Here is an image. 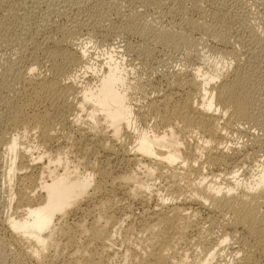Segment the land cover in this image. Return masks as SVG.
<instances>
[{
    "label": "bare ground",
    "instance_id": "1",
    "mask_svg": "<svg viewBox=\"0 0 264 264\" xmlns=\"http://www.w3.org/2000/svg\"><path fill=\"white\" fill-rule=\"evenodd\" d=\"M32 1L34 3L36 1L42 2L43 0ZM72 2L77 6L83 1L72 0ZM67 4H62L61 9L58 8V12L60 14L66 12L65 10ZM221 5L223 7V3ZM37 9L33 8L32 10L37 12ZM215 13L213 16H217ZM43 17H45V15ZM73 21L75 24H73V26L69 25L70 27L67 26L68 29L65 28V35L62 33L60 40H53L56 38H52L51 40V37L45 36L46 39L44 40L48 42L51 41L55 44V50H50V48H47L48 46L40 47L41 45L37 42L38 45L36 49H40L42 52L41 54L45 55H43L45 57L44 62L48 63L46 64L50 67H47L49 72L51 71L52 74L54 72L51 78L45 81L43 80V82H37L39 81L38 78L34 75L31 77L32 74H35L34 71L36 70V66L40 64V60L36 57L37 55L35 56V52H32L35 49V42L32 47L34 49L31 51L32 53L30 58L29 56V59L27 58L29 61L27 60L28 63L25 66L26 70H23V72H25L22 74V77L20 76L17 78H19L18 80L22 79L25 82H29V84L31 83V85L33 84L34 87V84L39 85V87L37 85L36 86L40 88L39 93L42 92V94H44L42 96L45 98L44 100L46 104H54L55 107L61 110L59 111L60 113L67 114V111L69 112V110L72 113L75 111L74 120L71 121L69 126L75 128L80 134V137H78L80 139H76L78 144L76 149L78 151L77 157L79 154V158L75 156L77 158L76 159L72 156L74 158L73 159L70 155H73V151L72 153L68 152L70 150L64 151L65 148L62 149L64 147H61L62 145L58 146L57 144V146H54L56 149H53L51 143L54 139L55 130L53 132L52 121L55 116L48 111L46 105V107L41 110L42 113H39L41 115L43 114V119L41 117L40 118L46 121L45 123L40 122L43 123L41 125L37 123L38 135L34 137L35 143L33 140H29L20 132L7 138L5 143L7 163L5 164L4 169L2 168L3 170H1L2 179L0 180L2 181V186L5 188L8 195L6 203L9 205V210L11 209V203L13 200L11 187L12 181L14 177L19 174L17 173L19 168L36 167L39 171L37 177L35 176V189L28 191L29 193H23L24 195L22 194L20 196L22 207L20 213L16 216H9L4 219L9 228L12 230L14 237L19 239V242L20 239L22 240L25 247L28 248L30 253L38 259L40 264H43V261L45 260L50 262L55 261L56 258L53 259V256H56L57 252L56 254H53L52 251L57 244L55 242L56 234L63 237L67 235V242H70V247H72L68 253L69 257H67L70 258L69 260H71V258L73 259L72 264H92L93 262L95 264L91 255L86 253L87 248L91 246L92 241H104V243H106V247L107 242H109L110 247L112 246L113 236L117 231L115 224H117L119 220L114 219V216H111V212L110 214L108 212L109 215L107 216V214L102 211V207L106 204L108 198L106 202L103 197L100 199V193L102 190L101 186L104 185H101L100 183L99 185L97 183L99 180L96 182V177L103 174L105 177V174H107L109 170L107 171L106 169H103V167H96L95 165L96 158L94 157V153L96 151L95 149L98 147L100 152L102 151V153L105 154V157L106 154L108 156H114L115 158L116 156L117 158L121 157L124 161L134 166L128 170L125 169L126 171L115 172L113 176L114 178L111 176L112 181L117 179V181L126 182L125 184L127 190L125 193L132 197L139 196V199L143 202L149 201L151 198H156L158 202V204H156L158 205L157 208H152L153 210L150 212L148 210L149 214L147 213V217H145L148 221L146 220V224H143L142 227L144 231L147 230L146 232H148L149 230L152 233V237L149 240V247H151V249L146 253L139 252L137 250L132 252L125 251L124 258L128 259L130 264H258L257 261L252 259L253 254H251V249L256 251L259 250V253L264 256V163L262 162V164L257 166V169L253 172L252 177H249V180L241 182L242 179H240V177L243 175L244 169L242 170L239 165L230 166L229 161L232 157H237L240 161L239 163L248 159L247 152L242 149L243 146L241 145L244 144L245 146L250 147L254 145L253 143H255V140L253 141L250 137H248V127H253L251 131H253L254 128H259L264 134V78H259L258 81H256L257 79L254 78V73H250L249 71L247 72L244 69V71H241V67L239 66V68L238 65L234 66V72L228 75L226 69L232 65L230 58L226 56L228 53H222L223 56H219V58L214 60L209 56H204L197 62V65L194 66L193 69L185 71L176 70V80L174 79V85L171 84V89L167 86L168 89L164 88L161 89V91L155 90L157 92L153 91V95L151 94L152 97H150L147 102L145 101V108L153 111L152 113H154L155 118L159 121L158 123H160V128H150L151 126L149 128L139 127L136 125L135 118L143 110L142 108L144 106L136 105L137 98L133 95L132 90L135 88L141 89V85L147 82L144 80L142 83L143 79L146 78L143 77L144 74H142L140 69H137L138 66L136 67L135 64L137 62H128L123 54L119 53L121 50L120 47V49H113V46H111V50H107L105 52L106 56H102L103 58L101 59H98L99 56L97 53L95 54V52H92L90 46L87 45L90 41L86 44L83 42L81 45L79 44L77 47H74V45L70 44L73 42L69 39L78 33L77 27L82 25L83 21L79 22L75 19ZM84 21L85 22L83 24L86 25L89 24L88 21L91 23V21L87 19ZM140 33L143 34L145 31L142 30ZM7 35L9 34L7 33ZM158 35V39L162 42L171 37V35L166 32ZM158 35L156 36L158 37ZM19 36H17L16 39L14 38L12 41H5L7 43H14V45L21 44V46H23L22 43L24 38L22 39V37L24 35H22V37ZM146 37L147 36H145V38ZM240 39H237V41ZM255 39L257 41L259 38ZM251 40H249V42ZM6 42L4 43L6 44ZM48 42H45V44ZM258 43L261 42L258 41ZM73 44L76 43L74 42ZM9 45L7 47H9ZM26 46H28V44ZM4 48L5 47H3V50L5 52ZM25 48L22 49L27 50ZM27 48H29V46ZM133 51L137 52L135 48ZM133 51L132 53H134ZM232 53L234 54L233 51H231L230 54ZM245 53L247 54L245 55V59H248H244L245 67L247 68L250 66L252 61L258 58V53L256 48H251ZM130 54L128 56H130ZM12 55L14 54L12 53ZM2 56L7 59L9 55L6 53ZM24 56L27 57V55ZM207 65H209V68H207ZM205 67L207 69H205ZM15 68L13 67L10 69L15 70ZM73 68H78L80 71L78 72L76 69V72H73ZM258 68L261 69L259 66ZM89 72L90 77L87 78V75L85 74ZM183 74H185V79H183V81H179V77ZM219 79H223V82L217 83ZM6 84L7 86L8 84L11 85L10 82ZM185 86L189 88L188 91L183 89ZM11 87L13 89V86ZM181 92L186 99L184 102L182 101V103H177L174 101V95L180 94ZM184 97L182 99H184ZM191 100L194 101L191 102ZM59 101H61V103H59ZM65 101H69V104L67 105V103H64ZM11 105L13 106L14 104ZM18 108L17 106L8 107L9 115L7 114V121L16 126L18 122H21L19 120ZM142 113L143 112H141V114ZM40 118L38 121H40ZM34 119L37 118L35 117ZM246 123L248 125H246ZM21 127L23 128V125ZM227 128H231L239 133L243 132L245 140L242 141L244 143H230L226 140L229 143L227 144V142L223 140L225 134H227ZM122 136L123 138L128 136L129 139H132L127 147L124 146L125 144L120 145L118 142L115 144L109 142L112 138L119 140ZM90 138L93 143L87 142V144L84 142L85 140L90 141ZM58 139L60 140V138ZM188 141H194L196 146L194 150L183 151L182 145L183 143L185 145ZM21 145L22 147L20 148ZM51 146L53 152L43 150L47 147L51 148ZM121 146L126 147L123 150V153H119L120 148H122ZM40 147H42L43 151L39 150ZM200 150L201 152L202 150L205 151V156L203 154V158L201 152H199ZM194 151H196L197 154L200 153L201 157L198 155L197 157ZM74 154L76 155V153ZM200 158L203 160H200ZM204 165L211 167L209 174H203L201 172ZM190 171L195 172V178L193 176V179L187 180L185 183H181L177 179V175L180 173L182 174V172H188L187 174H190ZM192 174L193 173L190 175L192 176ZM164 176L169 180V187L171 188L170 192L175 195L174 198L177 197V200L174 202L171 200L172 196L170 199L171 201H169L168 198L157 195V193H155L156 191L154 192L155 189L152 188L154 183L149 182L150 180H155L158 177L160 178ZM237 190L240 192V195L235 193ZM91 200L96 203L93 207L98 206L96 217L92 220V223L90 222L91 224L88 229L92 240L87 238L88 241L87 243L85 241V245H74L75 242L69 238L71 227L65 219L69 215H73V213L84 212L82 204L90 202ZM191 203H195L199 207L205 209L208 207L219 209L220 212H225V215L228 213L231 218L228 221L221 222L223 225L227 226V224H229L233 225L234 228H247L249 230V233H251L250 235H252L251 241H249V239L248 241L245 239H239L242 241L241 244L244 250L241 258L238 257L239 259H236L235 262L233 259H231L233 262H228V259L226 260L227 262H223L222 260V262L217 261V257L222 256L223 253L221 252L222 254H218L220 251L226 250L227 241L230 239L229 237H231L229 234L223 235V233L221 239L219 237L220 241L217 239L216 243L215 241L208 242L201 253L196 257H192L190 260H188L186 253L179 255L178 259H176V256H173L174 254L172 255L173 257L168 256L167 251L172 248H170L171 246L166 239L168 238L166 230L172 228L175 230L174 233L177 234L179 232H184L182 229L185 226H188L190 223L189 221L192 220L187 221L189 215L183 214L182 212H185V210L188 209L190 210V207H187V205L189 206ZM161 209H164V212ZM94 211H96V208ZM107 211L109 210L107 209ZM182 214L184 217L183 219L187 220L186 222L184 221L183 224L181 223V225H178L179 221H176V219L182 217ZM189 214L191 215L190 212ZM101 218L106 220V222H104L105 224L102 223L103 225H101V223L99 225L98 223ZM73 221L74 222L70 224L79 230L86 227L83 226V218L78 221ZM102 221L103 220H101V222ZM112 222L115 229H113L111 234H108L110 232L106 231L107 229H105L106 227L104 226H107L108 223L112 224ZM187 222L189 223L187 224ZM121 224H123V222H121ZM236 230L239 234L238 229ZM90 236L88 237L90 238ZM235 237L236 236L233 235L231 239ZM249 237L251 238V236ZM12 241L14 240L12 239ZM2 246L0 247L2 248ZM102 247L105 248V245H102ZM242 247L240 246V249H242ZM105 249L108 250V247ZM237 250L238 249L229 250V253H231V255L232 253L235 255ZM252 252L254 253V251ZM80 257H82V260ZM1 261L2 260L0 259V263ZM98 264H103V262H99Z\"/></svg>",
    "mask_w": 264,
    "mask_h": 264
},
{
    "label": "rangeland",
    "instance_id": "2",
    "mask_svg": "<svg viewBox=\"0 0 264 264\" xmlns=\"http://www.w3.org/2000/svg\"><path fill=\"white\" fill-rule=\"evenodd\" d=\"M31 1L32 0H23V1L22 0H4L3 2V0H1V3H0V6H1L0 7V44H1L0 46V51H1L0 53V113H1L0 117L3 116L2 118H0L1 119L0 120V179H2L1 170L4 169V166L7 163L6 144H5L7 138L15 133L20 132L21 134L25 135L29 140L34 141L35 140L34 137L38 135L37 123L41 125L43 123H40V122L45 123L46 121V120H42L43 114L42 115L39 114V113H42L41 110H43V108H45L46 106L48 108V111L53 116H55V117L52 116L53 117V121H52L53 132L55 130L54 139L51 143L53 146V149L55 148L54 147L55 145L57 146V144L58 146L62 145L61 147L64 146L62 149L65 148L64 151L70 150L68 152H71V153L73 151V155L70 154L71 157L72 156L74 158L77 157V152H78L76 150L78 147L77 140L80 139L78 138L80 137V134L75 128H72V126H69L71 124V121L74 120L75 111L74 113H72L69 110V112L67 111V114L60 113L59 111L61 110L55 107L54 104L52 105H50L51 103L46 104L44 100L45 98H43L42 96L44 94H42V92L39 93V89H40L38 88L39 85L34 84L35 85L34 87L33 84L31 85V83L29 84V82H25L22 79L18 80L19 78H17L20 76L22 77V74H24L25 71L23 72V70H26L25 66L28 63L29 61L28 59L30 58V55L32 52L37 53V54L34 53V55L35 56L37 55L36 57L38 60H40V64L36 66V70L34 71V73L38 77L35 74H32L31 77H33L34 75L36 78H38L39 81L37 82H43V80L45 81L51 78L54 72L53 74L51 73V71L49 72V69L47 68L49 67L47 65L48 63L44 62L45 55L41 54L42 53L41 50L36 49V47L39 43V45H41L40 47L48 46L47 48H50V50H53L55 48L54 47L55 44L51 42L50 40H49L50 42H48L44 39H46V37H51V40L52 38H56L53 40H57V41L58 39L60 40V37H62V33L64 34V32L66 31V29H68V27L73 26V24H75L73 21L74 19L79 22L83 21L82 25H79L77 27L78 28L77 29L78 33H76L77 35L75 34L74 37H71V39H69L73 43L74 42L76 43V44L70 43L74 45V47L75 46L77 47V45L79 44L81 45V43L83 42H85L86 44L87 42L90 41L89 44L87 45L90 46V49L92 52H95V54L97 53V55L99 56L98 59H101L106 56L105 52L107 50H111V46H113V49L121 48L119 53L120 54L122 53L128 62L129 61L137 62L135 63L136 67L137 66L139 67V68L137 67V69H140L142 74H144L143 77L146 78V79H143L142 83L144 82V80L147 82L141 85L142 86L141 89L135 88L134 90H132L133 95L135 96V98H137L136 105L144 106V107L142 106L143 107L142 109L144 111L143 110L141 111L143 113L141 114L140 112L141 115L139 114L135 118L136 125L139 127L149 128L151 126L150 128L152 127L160 128V125H159L160 123H158L159 121L155 118L154 113H152L153 111H150L148 108H145L146 106L144 104L148 101L150 97H152L154 92H157L158 90L161 91V89H164V88L168 89V87L170 88L172 86L171 84L174 85V82L176 80L175 76H177L175 74L176 70L185 71V70L193 69L194 66L197 65V62L201 60V58H203L204 56H209L214 60V59L219 58V56L220 57L223 56L224 53L225 54L228 53L226 56L229 57L232 62V65H231L232 67L230 66L231 68L229 67L228 69H226V72H228L227 73L228 75L232 74L234 72L233 71L234 66L238 65V67L239 66L241 67V68L239 67L241 71L245 70L247 72L249 71L250 73H254V78L257 79L256 81H258L259 78H264L263 76L264 75V46H263L264 45V0H226V1L225 0H221V1L220 0H82L83 2H81L80 5H77V6L73 4L72 0H43L42 2L36 1L37 3L36 2L33 3V1L32 2ZM222 3H223V7L221 5ZM62 4L63 5L67 4L66 10H65L66 12H64L63 14L62 13L60 14L58 12V8L61 9ZM31 6L35 9L38 8L37 12L35 10H32L33 8ZM214 13L217 16H213ZM41 15L43 16L45 15V17ZM85 19L90 20L91 23L88 21L89 23L88 25L83 24L85 22L84 21ZM142 30L145 31V33H143L144 35L149 33L145 35L148 38L147 37L145 38V36L142 33H140ZM159 32L160 33L166 32L169 35H171V37L162 42L158 39L159 38L158 34H160ZM7 33L9 35H7ZM19 35L21 37L22 35H24L22 37V39L24 38L23 43H22L23 46H21V44L14 45V43H9V42L7 43L5 41V40L12 41L14 38L16 39L17 36ZM156 35H158V37ZM250 35L251 36L254 35V36L251 37ZM255 38H259L260 40L257 39L256 41ZM237 39H240V40L237 41ZM25 40L27 41V43ZM249 40H251L252 42L250 41L251 42L250 43ZM258 41L261 43H258ZM4 42H6V44ZM34 42H35V47H34L35 49L32 48L34 46ZM45 42H48V43L45 44ZM25 44L26 45L28 44L29 48H27L28 46H26ZM8 45L9 47H7ZM3 47H5L4 48L5 52L3 50ZM17 47L19 48V50ZM6 48H9V49H6ZM22 48H25L27 50H24ZM128 48L130 49V51ZM134 48L135 50H137V52L133 51ZM248 48L250 49L256 48L257 53H258V58L252 61L250 66L246 68L245 60H248V59H245L246 58L245 55H247L245 52L250 50ZM20 50H23V51H20ZM132 51L134 53H132ZM231 51H233L234 54L233 53L230 54ZM6 53L9 55L7 59L6 57L2 56L3 54H6ZM12 53L14 55H12ZM129 54L130 56H128ZM24 55H27V57ZM10 57L13 59H11ZM209 65H207V68H209ZM258 66L261 67V69L258 68ZM9 67L10 68L16 67V68L15 70L13 69L11 70ZM78 68H73L74 69L73 72L74 71L76 72V69L78 70ZM207 68L205 67V69ZM79 71L80 70H78V72ZM85 75H87L86 76L87 78L90 77V72ZM180 77H179V81H183V79H185L184 78L185 74L181 75ZM15 80L18 82H16ZM222 80L223 79H219L217 83L223 82ZM9 82L11 83V85L8 84L7 86L6 83H9ZM14 83L16 86L14 85ZM11 86H13V89ZM183 89L184 90L186 89V91L189 90L187 86L183 87ZM180 94L174 95L175 97L174 101H176L177 103H182V101L184 102L186 99L182 92ZM183 97L184 99H182ZM193 101L191 100V102ZM68 102L69 101H65L64 103H67L68 105L69 104ZM59 103H61V101H59ZM9 104L10 105L14 104L13 106H17V108L19 107L18 108L19 109V120L21 122H18L17 126L12 125L10 122L7 121V118L9 115L8 107H13L12 105L10 106ZM36 112L38 113V115ZM33 117L34 118L36 117L37 119H34ZM39 118H40V121H38ZM22 125H23V128L21 127ZM246 125L248 124L246 123ZM252 128L253 127H248L249 129L248 137H250V139L253 141L255 140V143H253L254 145L250 147L245 146L244 144H241V143H244L242 140H245L244 133L243 132L239 133L231 128H227L228 135L225 134V137L223 139L225 141L227 140L230 143L241 144L243 146L242 149L246 150L247 152L248 159L246 161L244 160L243 162L239 163L240 161L238 160L237 157L236 158L232 157L229 161L230 166L239 165L242 170L244 169L243 170L244 173L240 177V179H242L241 182H243L244 180L245 181L249 180V177H252L253 172L257 169V166L262 164V162L264 163V134L262 133V131H260L259 128H254L253 131H251ZM58 138H60V140ZM113 139L114 138L110 139L109 142L112 144L113 143L115 144L116 142L120 143V145L125 144L124 146L126 147L131 142L130 140H132V139H129L128 136H125V138H123L122 136L121 138H119V140H117L116 138L114 140ZM89 140L90 141L85 140L84 142L93 143L91 138ZM228 142L227 144H229ZM194 143H195L194 141H188L185 143V145L183 143L182 145L183 151L194 150L196 146V143L195 144ZM52 146L51 148L47 147L43 150L51 152ZM21 147L22 145L20 146V148ZM121 147L122 148H120L119 153H123V150L126 148L123 146ZM97 148L95 149L96 154L94 153V157L96 158V162H95L96 167L101 166L103 167V169H106L107 171L109 170L110 172V173L108 172L110 175L106 172L107 174H105V177H104V174L100 176L98 175L96 177V182L99 180L100 182L98 181L97 183L104 185V186H101L102 190L100 193V199H102L103 197V199L106 202L108 198V201H109V202L107 201L106 204L104 203L105 207L103 206L104 209L102 207V211H104L105 214H107V216L111 212L112 214L111 216H114V219H117L119 221L121 220V221L120 223L118 221V223L115 224L117 231L116 233H114V236H113L114 245L112 244V246L110 247L109 242H107V247H108V250H107L105 249L107 247L104 241L103 242L102 241H99V242L92 241L91 246L87 248L86 253L88 255H91L92 259H94L95 261V264H98L99 262H103V264L104 263L105 264H130V261L124 258L125 251L132 252L134 250H137L139 252L146 253L148 252V250L151 249V247H149V240L152 237L151 236L152 233L149 230H148L149 233L146 232L147 230L144 231L142 227H143V224H146L145 222L148 221L145 218L147 217V213L149 214L150 211H152L154 208H157L158 205L156 204H158V202L156 198H151L149 201L143 202L142 200L139 199V196L132 197L128 195L127 193H125L127 190L126 184H125L126 182L118 180L119 182H121L119 183L117 179L116 180L114 179L115 181L114 182L111 180V178L114 176L115 172L126 171L125 169L128 170L129 168H132L134 166L124 161L121 157L117 158L116 156L115 158L114 156H108L107 154L105 157V154H103L102 151L100 152L99 148L98 149ZM39 150L43 151L42 147H40ZM199 152H201V150ZM74 153H76V155ZM194 153L196 156L198 155L199 157H201V154H202V158L205 156V151L203 150L201 154L200 153L197 154L196 151H194ZM77 158H79V154ZM200 160H203V159L200 158ZM203 167L201 169V172L203 174H209V172L211 171V167L207 165H204ZM22 168H19V170L17 171V173L19 174H17L12 181L11 187H12L13 200L11 203L10 210H9V205L6 203L8 195L5 191V188L2 186V181L0 180V243H1L0 246L3 245L2 248L0 247L1 248L0 259L2 260L0 264H40L38 262V259L33 254L30 253L28 248L25 247V244L22 242V240L20 239V242H19L18 241L19 239L14 237L12 230L9 228L7 223L4 221L6 217L16 216L20 213V211L22 210L20 196L23 193L24 194L29 193L28 191H32L33 189H35V185H34L36 184L35 180H36L37 175L39 174L38 168L36 167H26V168L22 167ZM185 173L187 174L188 172H185ZM185 173L182 172V174L180 173L179 175H177V179L181 183H185L187 180L193 179V176L194 178L196 177V174L193 171L189 172L190 174L193 173L192 176L190 174L186 175ZM28 178H31V179H28ZM149 182L154 183L155 186L152 185V188L155 189L154 192L156 191L155 193H157V195H159L160 197L168 198L169 201L173 200V202L177 200L176 199L177 197L174 198L175 195L172 194V192H170L171 188L169 187V180L167 177L165 176L160 177V178L158 177L155 180H150ZM235 193H237V195H240V192H238V190ZM171 196H172V199H171ZM91 201L82 204V208L84 209V212L73 213L74 216L71 214L65 219L66 222L69 223L68 225L72 228V229L70 228L71 231H70L69 238H71V240L75 242V243L73 242L74 245L76 244L81 245V246L85 245L88 241L87 238L92 240L88 232V229H89L90 224L92 223V220L96 217L98 206L93 207L96 203L94 201L93 202ZM194 204L195 203H191L189 204V206L187 205V207H190V210L192 212L189 209L185 210V212H188V213L182 212L183 214H188L190 216V217L188 216V220L183 219L184 218L183 214H182V217H180L181 219L180 218L176 219V221L178 220L180 223V224L178 223V225H181V223L183 224L184 221L186 222V220L187 221L192 220V221H189L190 223L187 222V224L189 223L188 226H185L182 229L184 231L183 232L184 234L182 232H179L178 234L174 233L175 230L172 228L167 229L169 231L166 230V233L168 235L167 236L168 238L166 239L171 246L170 248L174 250L173 251L172 249H169L167 251L168 256L169 257L176 256V259H178L179 255L186 253V255L188 256V260H190L192 257L198 256L201 253V251L204 249V247L208 244V242L215 241L216 243L217 239L220 241L221 237L224 234L225 235L229 234V236L231 237L233 235L236 236L235 238L237 240L235 238L231 239V237H229L230 239H228L227 245L225 248L227 251L226 250L220 251L218 255L222 253L223 254L222 256L217 257V261L220 262L222 260L223 262H225L228 259L227 260L228 262L230 261L233 262L231 260L233 259L235 262L236 259L241 258V255L244 253L241 240L243 239L247 241L248 239L249 241L252 240V235H250L251 233H249V230L247 228L245 229L234 228L233 225H229V224H227V226L223 225L221 222L228 221L231 218L227 212H226L227 214L225 215V212L224 213L220 212L219 209H216V208L214 209L213 207H210V208L208 207L205 209V208L199 207L197 204L195 205ZM95 208H96V211H94ZM107 209L109 211H107ZM161 210L164 212V209H161ZM189 212L191 213V215L189 214ZM79 218L80 219L83 218L84 220L83 226H86L84 229H81V230H79L78 228H75L72 224H70L74 222L73 220L75 221L80 220ZM103 218L99 220L98 222L99 225L100 223L101 225L105 224L104 222H106V220H104ZM101 220L103 221L101 222ZM143 220H144V223H143ZM121 222H123V224H121ZM108 224L107 226H104V227H106L105 228L107 229L106 231L110 232L108 234H111V232H113V229H115V226L113 225V222L112 224H109L111 226H109ZM236 229H238L239 234ZM88 236H90V238ZM249 236H251V238ZM12 239L14 241H12ZM55 240L54 241L57 244H59V245L56 244L54 247V250L52 251L53 254L54 253L56 254L57 252L56 256H53V259L55 258L56 259L53 262L45 260L43 261V264H70V263L72 264L73 259L71 258V260H69L70 258H68L69 257L68 253L70 252L69 250H71L72 247H70L71 243L67 242L68 240L67 235L63 237L61 235L56 234ZM94 242L95 243L98 242V243L95 244ZM80 243H83V244H80ZM102 245L103 246L105 245V248L102 247ZM240 246L242 247V249H240ZM235 249H238L237 253H235V255L232 253L231 255V253H229L230 252L229 250H235ZM251 250L254 251V253L251 251V254H253L252 259L257 261L258 264H263L264 263V256H262L263 254L259 253V250L258 251L253 250V249ZM110 257H113V258H110ZM80 258L82 260V257ZM92 264H94V262Z\"/></svg>",
    "mask_w": 264,
    "mask_h": 264
}]
</instances>
